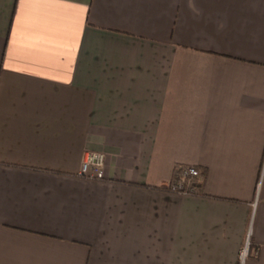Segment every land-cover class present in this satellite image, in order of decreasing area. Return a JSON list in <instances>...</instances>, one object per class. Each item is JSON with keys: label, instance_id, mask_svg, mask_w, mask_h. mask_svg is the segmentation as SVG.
<instances>
[{"label": "crops", "instance_id": "obj_1", "mask_svg": "<svg viewBox=\"0 0 264 264\" xmlns=\"http://www.w3.org/2000/svg\"><path fill=\"white\" fill-rule=\"evenodd\" d=\"M248 237L264 264V0H0V264H240Z\"/></svg>", "mask_w": 264, "mask_h": 264}, {"label": "built area", "instance_id": "obj_2", "mask_svg": "<svg viewBox=\"0 0 264 264\" xmlns=\"http://www.w3.org/2000/svg\"><path fill=\"white\" fill-rule=\"evenodd\" d=\"M106 155L100 151H91L86 153L82 166L78 173L85 178L102 177L105 167ZM201 177V171L196 166L179 165L175 172V179L170 185V190L181 194H195L197 180ZM251 243L248 237L243 250L240 252V264H246L249 255Z\"/></svg>", "mask_w": 264, "mask_h": 264}]
</instances>
